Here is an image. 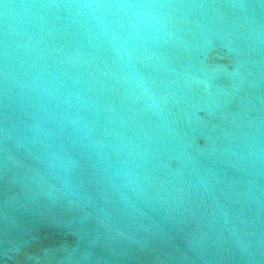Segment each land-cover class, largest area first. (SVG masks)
I'll return each instance as SVG.
<instances>
[{
	"label": "water",
	"instance_id": "1",
	"mask_svg": "<svg viewBox=\"0 0 264 264\" xmlns=\"http://www.w3.org/2000/svg\"><path fill=\"white\" fill-rule=\"evenodd\" d=\"M0 264H264V0H0Z\"/></svg>",
	"mask_w": 264,
	"mask_h": 264
}]
</instances>
